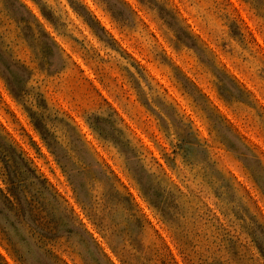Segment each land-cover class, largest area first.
Listing matches in <instances>:
<instances>
[{"label":"rangeland","instance_id":"1","mask_svg":"<svg viewBox=\"0 0 264 264\" xmlns=\"http://www.w3.org/2000/svg\"><path fill=\"white\" fill-rule=\"evenodd\" d=\"M0 264H264V0H0Z\"/></svg>","mask_w":264,"mask_h":264}]
</instances>
